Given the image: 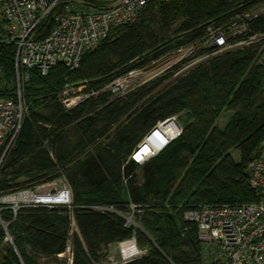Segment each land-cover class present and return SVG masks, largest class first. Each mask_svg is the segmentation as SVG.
Wrapping results in <instances>:
<instances>
[{
	"label": "trees",
	"instance_id": "obj_1",
	"mask_svg": "<svg viewBox=\"0 0 264 264\" xmlns=\"http://www.w3.org/2000/svg\"><path fill=\"white\" fill-rule=\"evenodd\" d=\"M262 1L151 2L135 22L114 27L80 68L59 63L47 75L31 71L24 89L29 110L1 164L0 196L18 186L36 191L64 179L71 202L22 206L17 214L2 210L7 229L0 218V264H48L69 247V264H98L114 244L131 238L147 253L124 264H203L197 225L186 220V212L260 198L247 167L264 149L261 44L211 57L160 90L165 78L119 98L100 93L71 110L60 95L66 84L85 80L98 91L204 38L211 26L228 29L236 15ZM53 24L54 12L41 37ZM246 25L247 39L264 35V12ZM4 32L2 21L0 35ZM15 55L14 45L0 44V64L9 78L15 75ZM225 110L233 114L220 130ZM182 112L187 115L182 133L156 155L136 161L141 142ZM133 206L144 209L134 214L135 228L128 223Z\"/></svg>",
	"mask_w": 264,
	"mask_h": 264
},
{
	"label": "built area",
	"instance_id": "obj_2",
	"mask_svg": "<svg viewBox=\"0 0 264 264\" xmlns=\"http://www.w3.org/2000/svg\"><path fill=\"white\" fill-rule=\"evenodd\" d=\"M113 1L109 7L98 8L83 0H0V22L3 21L5 28V32L0 35V44L16 47L15 75L9 78L0 64V167L15 145L29 110L24 100V89L30 80L31 71L36 69L42 75H47L59 63L71 70L80 68L83 57L94 51L114 27L135 22L149 3L167 0ZM52 12L53 27L49 35L41 37L42 25ZM207 46L223 50V53L231 45L222 28L211 26L204 38L164 55L147 67L132 69L127 78L135 82L155 64L171 56H184ZM89 85L90 82L86 80L79 87L69 84L64 87L60 98L68 110L96 93L94 90L85 91ZM133 85L138 88L142 83L135 82ZM247 171L250 185L260 194L258 201L202 205L185 214L187 221L197 225L203 264H264V154L252 159ZM63 191L65 196L58 202H50L44 196L46 194L36 193L29 188L2 194V223L7 229V223L1 216L5 208H11L17 214L22 206L70 203L71 190L66 188ZM133 209V214L128 216V223L138 225L134 214L142 215L144 209L136 206ZM7 239L13 241L9 232ZM118 248L128 253L115 264L133 261L147 253V249L136 247L135 238L121 241ZM98 264L106 263L102 261Z\"/></svg>",
	"mask_w": 264,
	"mask_h": 264
},
{
	"label": "rangeland",
	"instance_id": "obj_3",
	"mask_svg": "<svg viewBox=\"0 0 264 264\" xmlns=\"http://www.w3.org/2000/svg\"><path fill=\"white\" fill-rule=\"evenodd\" d=\"M78 1H81V0H78ZM83 1H86L98 8L109 7L115 2L113 0L107 1V2H98V1H91V0H83ZM262 12H264V1H262L260 4L252 8L248 13L236 15L231 20V22L228 23L229 25L228 29L225 26H221L220 28H222V30L224 31V33L229 39V43L231 45L229 46L230 49L242 47V46L250 44L251 42L260 43L261 44V59L260 60L264 62V35L257 36L256 38L255 37L250 38V39L246 38L248 37V31L246 27L247 19L257 14H260ZM177 49H174L173 51L175 52L177 51ZM222 51L223 50L218 51V49L214 47L207 46L203 48H197L194 51L184 56L182 55L175 56V57L171 56L170 58H167L161 61L160 63L155 64L152 68L148 69L146 74H143V75L141 74L140 77L135 82L142 83V85H145V84H150L156 80H161L165 78V80H163V83L157 88V90H160L163 87L175 81L176 79L182 77L184 74L188 73L190 70L195 68L200 63L205 62L206 60L218 54H222ZM127 74L117 78L112 83H110L109 85H107L106 87L98 91L91 89V85H89V87L85 91H89V92L92 90L96 91V93L91 94L89 99L93 97H97L100 93H104V92L110 93L112 98H119V97L126 95L127 93H130L136 90L137 88H135L133 85V83L135 82L130 81L127 78L128 76ZM143 81H146V82H143ZM83 82L84 81L77 82V83H68V84L76 85L77 87H79L80 85H82ZM114 83H117V85H115ZM232 114L233 112L231 110H225L218 119L217 128L220 130L225 129L232 118ZM177 117L182 126V130H184L186 126V122H187L186 112H182ZM263 154H264V149H263ZM234 155L235 157L240 156L237 151L234 152ZM25 187L27 186L22 185V186L16 187L15 189H18V190L28 189ZM66 188L70 189L66 181L64 179H60L53 183L46 184L45 186L39 187L38 189H36L35 192L41 193V194H47V193H52L54 191L55 193H59ZM73 229L74 231L77 229L75 221L73 222ZM132 239L133 238L127 239L125 241H129ZM119 243L114 244L109 250V253H108L109 255H107V258L104 261L106 264H109L108 261H110L111 264H115V262H120L122 258L125 257V255H127L128 252L127 253L122 252L120 248H118ZM136 247H138V249H141L137 241H136ZM110 256L112 257V259H110L111 258ZM70 260H71V251H70V248H68V250L64 254L61 255L59 260L50 261V263L48 264H69Z\"/></svg>",
	"mask_w": 264,
	"mask_h": 264
},
{
	"label": "bare ground",
	"instance_id": "obj_4",
	"mask_svg": "<svg viewBox=\"0 0 264 264\" xmlns=\"http://www.w3.org/2000/svg\"><path fill=\"white\" fill-rule=\"evenodd\" d=\"M181 130L182 126L177 116L175 118L160 122L159 125L154 129V135L147 141L146 145L143 146L141 151H137L138 153L136 152V158L141 160L145 154H152L153 152L159 151L161 146L175 138L181 132ZM44 196L48 197L49 195L46 194Z\"/></svg>",
	"mask_w": 264,
	"mask_h": 264
},
{
	"label": "water",
	"instance_id": "obj_5",
	"mask_svg": "<svg viewBox=\"0 0 264 264\" xmlns=\"http://www.w3.org/2000/svg\"><path fill=\"white\" fill-rule=\"evenodd\" d=\"M176 116H174V117H171V118H175ZM171 118H168V119H171ZM168 119H166V120H168ZM165 120V121H166ZM182 131L183 130H181V132L175 137V138H177L181 133H182ZM154 133H155V131L153 130L147 137H146V139H144L142 142H141V144L138 146V148H137V150L134 152V155H133V158L136 160V161H138V162H144L145 160H147L148 158H151L152 156H154V155H156L157 153H159L161 150H163L172 140H174L175 138H173L172 140H170V141H168L165 145H163V146H161V149L159 150V151H157V152H153L152 154H145L144 155V157L141 159V160H138L137 158H136V155H137V153L139 152V151H141L142 150V148H143V146H145L146 145V143H147V141L154 135ZM138 151V152H137ZM137 152V153H136ZM65 196V191H63V192H60V193H55V192H52L51 194H49V196H48V200L50 201V202H58V201H60V199L62 198V197H64ZM135 224L133 223L132 225H131V227L132 228H135Z\"/></svg>",
	"mask_w": 264,
	"mask_h": 264
}]
</instances>
